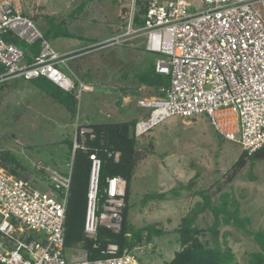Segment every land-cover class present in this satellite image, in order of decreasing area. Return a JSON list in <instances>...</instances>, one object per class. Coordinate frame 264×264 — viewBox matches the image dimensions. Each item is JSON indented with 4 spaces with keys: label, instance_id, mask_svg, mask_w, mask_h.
<instances>
[{
    "label": "built area",
    "instance_id": "1",
    "mask_svg": "<svg viewBox=\"0 0 264 264\" xmlns=\"http://www.w3.org/2000/svg\"><path fill=\"white\" fill-rule=\"evenodd\" d=\"M144 4L141 26L135 24L134 5L125 34L85 48L90 52L141 39L145 50L156 57V71L171 77L164 97L139 102L149 111L137 122L136 137L142 138L168 119L204 117L222 140L248 155L264 149V0H145ZM19 43L37 45L38 54L28 60ZM72 58V52L61 53L45 37L23 0H0V64L4 69L0 85L14 79L46 78L81 100L95 86L75 78L68 65ZM91 132L90 128L82 130V134ZM79 147L74 144V150ZM91 158L85 234L95 239L100 227L122 230L127 182L120 177L109 180L108 197L99 213L101 161L94 155ZM38 167L48 173L55 189L34 188L0 167V263L139 264L130 250L96 261L89 259L83 247L67 251L72 167L64 173ZM117 251V245L108 247L110 254Z\"/></svg>",
    "mask_w": 264,
    "mask_h": 264
},
{
    "label": "rangeland",
    "instance_id": "2",
    "mask_svg": "<svg viewBox=\"0 0 264 264\" xmlns=\"http://www.w3.org/2000/svg\"><path fill=\"white\" fill-rule=\"evenodd\" d=\"M138 1L23 0L27 13L43 32L47 30V21L53 19L83 36L82 40L52 36L50 41L61 53L72 52L68 65L75 78L95 86L93 92L83 93L74 120L51 98L28 89L24 79H14L0 87V151H11L19 158L31 184L47 189L45 178L38 171L39 164L68 168L61 150L50 145L61 142L68 134L77 137L79 128L100 123L107 115L115 121L140 120L149 110L141 108L139 102L159 97L135 77L148 66L147 58H154L141 39L131 38L90 52L85 49L125 34L130 28L134 5L136 15L140 9ZM137 139L139 150L145 155L132 183L130 222L137 228L156 224L173 232L194 205L202 202L196 192L204 191L214 204L220 203L223 193L230 194L240 203L242 217L251 220L250 230H264V160L254 163L248 160L246 166L236 167L242 149L222 140L207 119H168ZM191 184L193 189L182 191L179 198L142 205L150 192H169ZM213 222L212 213L206 211L200 215L198 224L207 230ZM224 232L232 234L229 243L237 264H248L250 255L260 251L254 238L244 231L223 226L221 235ZM204 240L212 241L209 233ZM138 247L133 251L140 264H167L181 249L175 234L154 238L152 243Z\"/></svg>",
    "mask_w": 264,
    "mask_h": 264
},
{
    "label": "trees",
    "instance_id": "3",
    "mask_svg": "<svg viewBox=\"0 0 264 264\" xmlns=\"http://www.w3.org/2000/svg\"><path fill=\"white\" fill-rule=\"evenodd\" d=\"M138 5L140 9L135 17V24L136 26H141L143 24L142 17L145 15L146 9L143 1H138ZM47 24L48 27L44 34L49 40H51L52 36L54 38L84 39L83 36L74 34L66 28V23L57 24L55 20L50 19ZM90 41L96 42L93 39H90ZM19 45L26 50L28 60L31 59V55H36L39 52L37 45L28 46L24 43H19ZM147 59L148 66L144 70L139 71L135 77L140 84L155 90L159 97H164L166 93L163 90L167 91L170 88L171 77L156 71V57L153 60L151 58ZM3 70L0 64V73ZM25 82L28 89L48 96L65 108L71 119L74 120L78 117L79 100L75 93L65 92L46 78L25 80ZM136 125V120L95 123L79 128L77 137L68 134L64 136L61 142L49 146L57 147L61 150V158L64 164L68 166L66 170L50 166L52 169L64 173L72 167V180L66 211L65 249L71 251L83 247L89 251V259L96 261L120 257L126 250L133 251L142 244L152 243L154 238L175 234L179 237L181 249L176 254V257L167 264H237L236 255L229 243V238L232 234L224 232L221 235L223 226H231L253 237L260 248V251L250 255L248 264H264V230H250L251 220L242 217L240 203L227 193L221 195L219 204H214L212 197L208 193L197 191L196 195L202 198V202L194 205L191 211L181 219L180 225L173 232L158 228L156 224H148L143 228H137L130 222L132 183L135 171L145 159V155L138 147V139L135 135ZM84 128H90L92 132L82 134ZM75 143L82 147L74 150ZM93 155L101 161L97 194L99 213L102 211V206L108 197L107 188L110 179L114 177L123 178L127 182V190L125 196L126 206L122 211V230L117 233L106 227H100L96 238L88 239L85 234V223L88 212V194L93 177V160L91 158ZM248 160L253 163L264 160V149L253 155L243 152L236 167L246 166ZM0 167L10 175L26 180V167L11 151H0ZM38 171L45 178L44 182L47 183L46 190L54 188L49 180L48 173L44 170ZM31 185L34 188L41 189L33 184ZM192 189L193 185L191 184L169 192H150L144 197L142 205L145 206L154 200L166 201L168 198H179L182 195V191ZM206 211L212 213L214 222L207 230H203L200 228L198 221L200 215ZM206 233L211 236V242L204 240ZM110 245L118 246V251L115 254L108 253Z\"/></svg>",
    "mask_w": 264,
    "mask_h": 264
},
{
    "label": "crops",
    "instance_id": "4",
    "mask_svg": "<svg viewBox=\"0 0 264 264\" xmlns=\"http://www.w3.org/2000/svg\"><path fill=\"white\" fill-rule=\"evenodd\" d=\"M75 47V46H74ZM69 51H67V52H63V53H68ZM155 57V56H154ZM87 93H91V92H87ZM113 121H115V120H111V116H109V115H107L106 116V118L105 119H103V121L102 122H113ZM117 121H120V120H117ZM131 121V120H130ZM137 122L139 121V120H136ZM102 122H100V123H102ZM124 122H129V121H124ZM70 252V251H69ZM139 264H140V262H139Z\"/></svg>",
    "mask_w": 264,
    "mask_h": 264
},
{
    "label": "water",
    "instance_id": "5",
    "mask_svg": "<svg viewBox=\"0 0 264 264\" xmlns=\"http://www.w3.org/2000/svg\"><path fill=\"white\" fill-rule=\"evenodd\" d=\"M95 176H96V173H95Z\"/></svg>",
    "mask_w": 264,
    "mask_h": 264
}]
</instances>
